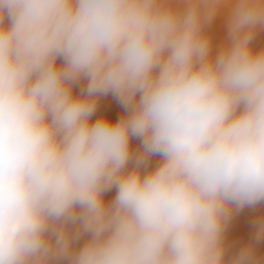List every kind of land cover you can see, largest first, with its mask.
<instances>
[{"label": "clouds", "instance_id": "1", "mask_svg": "<svg viewBox=\"0 0 264 264\" xmlns=\"http://www.w3.org/2000/svg\"><path fill=\"white\" fill-rule=\"evenodd\" d=\"M260 31L264 0H0V264H264V217L225 242L264 204Z\"/></svg>", "mask_w": 264, "mask_h": 264}, {"label": "bare ground", "instance_id": "2", "mask_svg": "<svg viewBox=\"0 0 264 264\" xmlns=\"http://www.w3.org/2000/svg\"><path fill=\"white\" fill-rule=\"evenodd\" d=\"M210 33L213 42V52H215L227 35L223 17H217L210 29ZM253 46L257 51L264 48V31L257 33L253 41ZM76 91L78 92L79 89L77 88ZM122 115L123 109L120 104L111 95H108L99 100L98 109L93 119L103 116L111 122H115ZM131 146L133 149H138L139 141L133 139ZM158 162L159 157H152L149 161V167H154ZM114 196L115 190L113 189L106 194L105 199L106 201L111 200ZM260 217H264V204L258 205L255 208H245L234 216L225 235V242L229 254H234L252 239L254 235V223ZM258 253L264 257V242L258 246Z\"/></svg>", "mask_w": 264, "mask_h": 264}]
</instances>
